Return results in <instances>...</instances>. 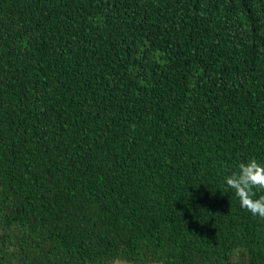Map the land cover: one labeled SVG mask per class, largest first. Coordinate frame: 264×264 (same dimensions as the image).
<instances>
[{"label": "trees", "instance_id": "16d2710c", "mask_svg": "<svg viewBox=\"0 0 264 264\" xmlns=\"http://www.w3.org/2000/svg\"><path fill=\"white\" fill-rule=\"evenodd\" d=\"M253 158L264 0H0V264H264Z\"/></svg>", "mask_w": 264, "mask_h": 264}, {"label": "clouds", "instance_id": "9594fccd", "mask_svg": "<svg viewBox=\"0 0 264 264\" xmlns=\"http://www.w3.org/2000/svg\"><path fill=\"white\" fill-rule=\"evenodd\" d=\"M224 179L243 209L264 218V194L257 196V191L264 193V164L254 158L238 162L235 170Z\"/></svg>", "mask_w": 264, "mask_h": 264}, {"label": "rangeland", "instance_id": "374dc122", "mask_svg": "<svg viewBox=\"0 0 264 264\" xmlns=\"http://www.w3.org/2000/svg\"><path fill=\"white\" fill-rule=\"evenodd\" d=\"M115 264H125V263L117 262V263H115Z\"/></svg>", "mask_w": 264, "mask_h": 264}]
</instances>
